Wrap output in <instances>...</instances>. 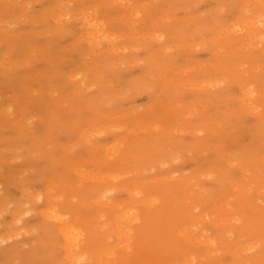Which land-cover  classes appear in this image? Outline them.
Masks as SVG:
<instances>
[{
    "label": "rangeland",
    "instance_id": "obj_1",
    "mask_svg": "<svg viewBox=\"0 0 264 264\" xmlns=\"http://www.w3.org/2000/svg\"><path fill=\"white\" fill-rule=\"evenodd\" d=\"M0 264H264V0H0Z\"/></svg>",
    "mask_w": 264,
    "mask_h": 264
},
{
    "label": "bare ground",
    "instance_id": "obj_2",
    "mask_svg": "<svg viewBox=\"0 0 264 264\" xmlns=\"http://www.w3.org/2000/svg\"><path fill=\"white\" fill-rule=\"evenodd\" d=\"M86 21H87V19H85ZM89 22L87 21V24H88Z\"/></svg>",
    "mask_w": 264,
    "mask_h": 264
}]
</instances>
